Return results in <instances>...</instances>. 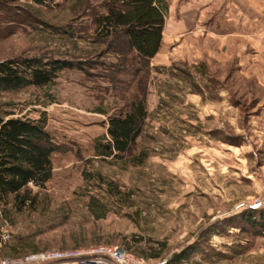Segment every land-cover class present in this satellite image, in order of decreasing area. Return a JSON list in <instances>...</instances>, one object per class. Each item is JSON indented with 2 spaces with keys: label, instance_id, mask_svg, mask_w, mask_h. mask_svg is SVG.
Returning <instances> with one entry per match:
<instances>
[{
  "label": "rangeland",
  "instance_id": "rangeland-1",
  "mask_svg": "<svg viewBox=\"0 0 264 264\" xmlns=\"http://www.w3.org/2000/svg\"><path fill=\"white\" fill-rule=\"evenodd\" d=\"M186 3L175 0L171 31L164 25L158 53L140 61L123 40L114 48L93 34L100 0H0V60L74 65L0 93L2 111L43 118L57 145L50 178L20 190L30 202L0 201L12 225L0 257L106 246L145 264L181 250L175 264H264V232L244 219L264 214L253 205L264 202V32L230 33L229 16L214 27L201 0ZM141 91L147 117L130 155L143 162L95 156L107 116Z\"/></svg>",
  "mask_w": 264,
  "mask_h": 264
},
{
  "label": "trees",
  "instance_id": "trees-1",
  "mask_svg": "<svg viewBox=\"0 0 264 264\" xmlns=\"http://www.w3.org/2000/svg\"><path fill=\"white\" fill-rule=\"evenodd\" d=\"M168 1L102 0L101 6L105 12L96 11L91 14L93 34L114 48L123 40L122 46L126 51L134 52L140 61L148 60L161 44ZM73 66L65 59L35 56L0 60V93L49 84L58 70ZM12 115L0 109V201L7 194H13L15 201L23 205L30 202L31 198L24 192L20 193V190L28 183L41 187L50 178V155L57 150V145L45 129L43 118ZM146 117L145 97L141 91L139 95L132 96L123 110L107 116L105 135L94 141V155L112 160L129 155L134 165L141 164L145 154L130 153ZM246 215L244 219L247 223L257 225L258 230L264 232V214L259 216V222L251 214ZM185 255L186 250H181L173 254L165 264H175ZM141 256L157 257L156 254Z\"/></svg>",
  "mask_w": 264,
  "mask_h": 264
},
{
  "label": "built area",
  "instance_id": "built-area-1",
  "mask_svg": "<svg viewBox=\"0 0 264 264\" xmlns=\"http://www.w3.org/2000/svg\"><path fill=\"white\" fill-rule=\"evenodd\" d=\"M254 206H264L257 199ZM12 225L0 209V249L10 239ZM58 262L63 264H145L142 260L134 259L119 247L99 246L89 250H57L48 249L25 253L18 257H0V264H45Z\"/></svg>",
  "mask_w": 264,
  "mask_h": 264
},
{
  "label": "crops",
  "instance_id": "crops-1",
  "mask_svg": "<svg viewBox=\"0 0 264 264\" xmlns=\"http://www.w3.org/2000/svg\"><path fill=\"white\" fill-rule=\"evenodd\" d=\"M186 1H187L186 5H188V7L190 8L191 7L190 2L192 0L191 1L186 0ZM212 1H213L212 4L214 6L213 10L211 12H208L205 10H207L210 7V5H207L204 0H201V4L203 3L201 14L203 13L204 16H206V14L209 15L213 14V16L215 17V19L213 20L214 27H215L216 18L219 15L224 14L229 16V18H226V20H229L228 27H224V29L229 30L230 33L238 35L237 33L240 32H254V31H262V33L264 32V0H212ZM174 2L175 0L168 1L167 13H166V17L164 18L162 31L164 29V25L167 26L168 31H171L170 28H168V25L170 22L169 21L170 18L173 17L170 14V8L174 4ZM225 6H227L228 9L224 8ZM188 7L184 6L183 10H186V8L188 9ZM101 8L102 10L99 13H104L105 12L104 7L101 6ZM188 14H191L192 16L193 12H189ZM183 22L186 23L185 20H182V23ZM172 26L173 29L175 28V26L176 28L182 29L179 23L173 24ZM220 26H218V29L222 30ZM162 40L163 37L161 32V43ZM157 53L158 51L153 56H155Z\"/></svg>",
  "mask_w": 264,
  "mask_h": 264
},
{
  "label": "bare ground",
  "instance_id": "bare-ground-1",
  "mask_svg": "<svg viewBox=\"0 0 264 264\" xmlns=\"http://www.w3.org/2000/svg\"><path fill=\"white\" fill-rule=\"evenodd\" d=\"M54 264H63V263H54Z\"/></svg>",
  "mask_w": 264,
  "mask_h": 264
}]
</instances>
